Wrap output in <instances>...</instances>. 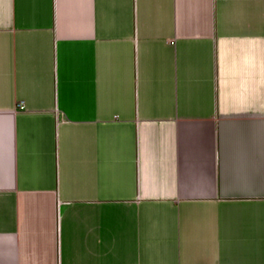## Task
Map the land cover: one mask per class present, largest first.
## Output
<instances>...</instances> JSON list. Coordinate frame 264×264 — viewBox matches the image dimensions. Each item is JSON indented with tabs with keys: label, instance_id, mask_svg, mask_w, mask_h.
I'll return each instance as SVG.
<instances>
[{
	"label": "crops",
	"instance_id": "1",
	"mask_svg": "<svg viewBox=\"0 0 264 264\" xmlns=\"http://www.w3.org/2000/svg\"><path fill=\"white\" fill-rule=\"evenodd\" d=\"M0 264H264V0H0Z\"/></svg>",
	"mask_w": 264,
	"mask_h": 264
}]
</instances>
